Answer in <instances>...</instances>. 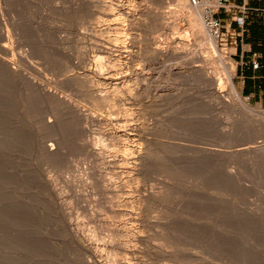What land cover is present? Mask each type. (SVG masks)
Wrapping results in <instances>:
<instances>
[{
    "label": "rangeland",
    "instance_id": "obj_1",
    "mask_svg": "<svg viewBox=\"0 0 264 264\" xmlns=\"http://www.w3.org/2000/svg\"><path fill=\"white\" fill-rule=\"evenodd\" d=\"M188 20L174 0H0V50L58 95L0 69V264H264V130L221 65L214 87L197 69Z\"/></svg>",
    "mask_w": 264,
    "mask_h": 264
},
{
    "label": "bare ground",
    "instance_id": "obj_2",
    "mask_svg": "<svg viewBox=\"0 0 264 264\" xmlns=\"http://www.w3.org/2000/svg\"><path fill=\"white\" fill-rule=\"evenodd\" d=\"M177 4H178V6H179V9H181V10H185V12H186V15H187V17H188V22L190 21V26L192 27H190L192 30V32H193V35L196 37V40L198 41V42H205V43H207V45H208V48H209V53H207V54H202V55H200L199 56V62L201 63L200 65H199V67H197V69L201 72V74L204 76V79H206V80H208L207 82H209L213 87H214V85L216 84V82H217V79L218 78H216V77H214L215 76V74L214 75H211V76H209L208 74H207V72H210V71H207V69H206V67H207V65H211L213 62H217L219 65H221V68H222V70H224V72H225V80H226V83L229 85V88H230V92H231V94L233 95V97L237 100V101H239L240 102V105L243 107V108H245L246 110H248V111H252V113H254V115L256 116V117H254V121L256 122V123H258L259 124V126H260V128L261 129H263L264 130V111L263 110H261L260 108H257V109H255V110H252L253 108L250 106V105H248L246 102H244V101H242V99H241V97H240V95H239V93L236 91V89H235V87L233 86V83H232V74H231V68L229 67V65H228V61L226 60V58H224L220 53H219V50H218V47H217V45H216V42H215V37H216V35L209 29V27L203 22V15H204V13H203V11H202V8L200 7V6H195V5H192L191 3H190V1L189 0H174ZM104 9V8H103ZM110 9V8H109ZM106 13V12H105ZM178 42H179V44H180V48H182V49H186L187 51H189V47H190V43H189V41L188 40H184V39H179L178 40ZM115 46V45H114ZM125 46V45H124ZM108 47V46H107ZM1 50H0V69L1 70H3V72H5V76H3V77H5V78H7V77H9V78H7V79H12V81L14 80V79H16V78H18V79H20L21 81H23V82H25L26 84H28L31 88H34V89H36V90H38L39 92H41V93H43L44 95H50V97H58V95H57V93H55V91H51V89H49L47 86H49V85H46V84H44V82H42V81H39V80H36L35 79V75H33L34 77H29L28 75H27V73H25V69H27V68H25L26 66V64H25V61H24V57H22V55H21V57H19V58H16L13 54V52L12 51H9V49L10 48H8L7 47V45L6 44H2L1 45ZM104 48H106V47H104ZM108 48H110V47H108ZM115 48H117V46L115 47ZM111 50H112V47H111ZM114 50V49H113ZM115 50H117V49H115ZM166 50H168L167 48H166ZM108 51V50H107ZM154 51L155 52H157V53H159V54H161V53H163V51H162V49L160 50V49H158V48H155L154 49ZM12 52V53H11ZM108 52H110V51H108ZM188 53V52H187ZM8 55L10 56L11 55V57H8ZM19 55V54H18ZM15 60V61H14ZM13 64H15V65H13ZM23 66H25L24 68H23ZM208 68V67H207ZM213 70V69H212ZM213 72H214V70H213ZM216 72H217V70H216ZM1 73V72H0ZM29 73H31V72H29ZM4 74V73H3ZM111 74V73H110ZM113 74V73H112ZM213 74V73H212ZM2 75V74H1ZM31 75H32V73H31ZM217 75V74H216ZM112 76V75H111ZM37 78V77H36ZM1 79V78H0ZM91 80V79H90ZM111 80V79H110ZM221 79H219V81H220ZM11 81V82H12ZM86 81V80H85ZM92 81V80H91ZM95 82V81H94ZM1 84H0V88H1V85H2V82H0ZM90 83V82H89ZM221 83V82H220ZM220 83H218V86L217 87H215V88H213V94L217 97V98H219V99H223L224 97L223 96H225L224 95V93H223V91H222V88H221V84ZM49 84V83H48ZM92 85H93V83H91V88L90 89H88V90H90V92H94V88H92ZM2 87H4V85L2 86ZM11 87V86H10ZM85 87V86H84ZM89 88V87H88ZM1 89H3V93H4V89L6 90V88H1ZM0 89V90H1ZM53 89V88H52ZM8 90V89H7ZM11 90V89H10ZM54 90V89H53ZM2 91V90H1ZM97 91V90H96ZM99 91V90H98ZM95 93V92H94ZM109 93V92H108ZM6 94V93H5ZM99 94V93H98ZM106 94V93H105ZM61 96V95H60ZM91 96H92V94H91ZM98 97H100V99H101V101L103 100H105L106 99V95L104 96V95H101V94H99V95H97ZM53 97V98H54ZM114 97V96H113ZM225 99V98H224ZM223 99V100H224ZM66 100V99H65ZM69 100V99H68ZM222 100V101H223ZM235 100V101H236ZM59 101V100H58ZM100 102V101H99ZM103 103V102H102ZM101 104V103H100ZM105 104V103H104ZM14 105V104H13ZM230 105H232V104H230ZM239 105V103H238V106H240ZM71 106V113H73L74 112V116H78L79 118H81V120L82 119H84L85 118V114L82 112V110H80L75 104H71L70 105ZM233 106V105H232ZM231 106V107H232ZM240 106V107H241ZM235 107V106H234ZM1 110V109H0ZM2 114H3V112H2ZM49 117V116H48ZM73 117V116H72ZM77 117V118H78ZM3 118V117H2ZM85 120V119H84ZM84 120H82V121H84ZM74 121V120H73ZM75 122V121H74ZM47 123L48 124H52L53 123V120L52 119H47ZM54 124V123H53ZM77 129V128H76ZM75 129V130H76ZM84 131H85V129H84ZM83 131V132H84ZM119 134L122 136H125V137H128L129 136V132H127V131H125V130H122V131H117V134L116 135H118V137H120L119 136ZM63 137V136H62ZM83 139V138H82ZM87 142V141H86ZM88 143V142H87ZM3 147V146H2ZM45 148H46V151L47 152H54L56 149H57V147H56V143L55 142H50V143H47L46 144V146H44ZM7 150V149H6ZM1 154V153H0ZM49 183H51V182H49ZM50 185V184H49ZM51 186H53L52 184H51ZM50 186V187H51ZM51 190H53V189H51ZM52 193H53V191H52ZM55 193V192H54ZM53 193V195H55ZM57 196V195H56ZM222 196V195H221ZM56 199H58L57 197H55ZM235 201V200H234ZM234 203V202H233ZM60 206V205H59ZM14 210V209H13ZM248 211V210H247ZM69 222V221H68ZM68 224V223H67ZM72 224V223H71ZM70 224V225H71ZM64 225H66V222H65V224ZM69 225V224H68ZM66 228H67V225H66ZM71 229H72V226H71ZM71 231V230H70ZM73 231V230H72ZM78 233V231L76 232V234ZM74 232H73V236H74ZM72 235V234H71ZM75 237V239H76V235L74 236ZM71 238V237H70ZM74 239V238H73ZM72 239V240H73ZM75 239H74V241H75ZM78 239V238H77ZM81 239V238H80ZM79 239V240H80ZM86 239V238H85ZM85 239H83V237H82V240H81V245L82 246H84V247H87V246H89L87 243L89 242L88 240H86L87 242L85 243ZM78 240H76L75 242H77ZM79 244V243H78ZM90 244V243H89ZM74 245V244H73ZM80 245V246H81ZM92 245V244H91ZM92 247V246H91ZM92 249V248H91ZM92 251H93V249H92ZM91 251V252H92ZM95 255V254H94ZM208 263V262H207ZM218 263V262H217ZM213 264V263H212Z\"/></svg>",
    "mask_w": 264,
    "mask_h": 264
},
{
    "label": "crops",
    "instance_id": "obj_3",
    "mask_svg": "<svg viewBox=\"0 0 264 264\" xmlns=\"http://www.w3.org/2000/svg\"><path fill=\"white\" fill-rule=\"evenodd\" d=\"M215 16L234 43L236 79L240 93L264 107V0H229ZM252 61L258 63L253 67Z\"/></svg>",
    "mask_w": 264,
    "mask_h": 264
},
{
    "label": "built area",
    "instance_id": "obj_4",
    "mask_svg": "<svg viewBox=\"0 0 264 264\" xmlns=\"http://www.w3.org/2000/svg\"><path fill=\"white\" fill-rule=\"evenodd\" d=\"M192 5L200 6L204 13L203 21L209 27V29L216 35V37L226 36L222 31L220 21L215 16L219 9H226L229 4V0H189ZM253 67H258L256 61H252Z\"/></svg>",
    "mask_w": 264,
    "mask_h": 264
}]
</instances>
